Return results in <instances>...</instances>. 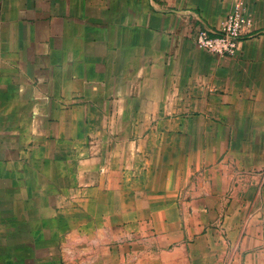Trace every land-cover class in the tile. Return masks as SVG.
I'll list each match as a JSON object with an SVG mask.
<instances>
[{"label": "crops", "instance_id": "0c3cea01", "mask_svg": "<svg viewBox=\"0 0 264 264\" xmlns=\"http://www.w3.org/2000/svg\"><path fill=\"white\" fill-rule=\"evenodd\" d=\"M233 1L0 0V264L27 257L19 233L65 176L107 160L115 131L142 143L151 114L155 143L264 168V0H244L253 25L235 56L193 40Z\"/></svg>", "mask_w": 264, "mask_h": 264}, {"label": "rangeland", "instance_id": "374dc122", "mask_svg": "<svg viewBox=\"0 0 264 264\" xmlns=\"http://www.w3.org/2000/svg\"><path fill=\"white\" fill-rule=\"evenodd\" d=\"M153 123L140 144L115 131L107 160L63 178L48 215L20 231L18 264H264V168L155 143Z\"/></svg>", "mask_w": 264, "mask_h": 264}, {"label": "built area", "instance_id": "2783aa9c", "mask_svg": "<svg viewBox=\"0 0 264 264\" xmlns=\"http://www.w3.org/2000/svg\"><path fill=\"white\" fill-rule=\"evenodd\" d=\"M253 19L244 0H234L222 25L216 30L199 29L194 37L195 45L213 55L233 57L239 43L252 31Z\"/></svg>", "mask_w": 264, "mask_h": 264}]
</instances>
